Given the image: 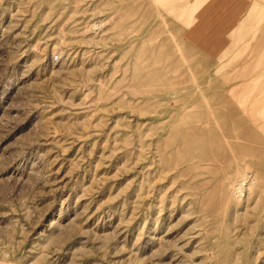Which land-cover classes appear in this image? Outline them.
I'll list each match as a JSON object with an SVG mask.
<instances>
[{
    "label": "rangeland",
    "instance_id": "374dc122",
    "mask_svg": "<svg viewBox=\"0 0 264 264\" xmlns=\"http://www.w3.org/2000/svg\"><path fill=\"white\" fill-rule=\"evenodd\" d=\"M176 27L0 0V264H264V51Z\"/></svg>",
    "mask_w": 264,
    "mask_h": 264
},
{
    "label": "crops",
    "instance_id": "0c3cea01",
    "mask_svg": "<svg viewBox=\"0 0 264 264\" xmlns=\"http://www.w3.org/2000/svg\"><path fill=\"white\" fill-rule=\"evenodd\" d=\"M154 2L164 20L171 19L184 30L183 35H199V41L207 46V51L218 52L213 53L219 54L215 57L225 58L228 52L240 51L246 53L247 58L256 59L258 53L264 51V0Z\"/></svg>",
    "mask_w": 264,
    "mask_h": 264
},
{
    "label": "bare ground",
    "instance_id": "6f19581e",
    "mask_svg": "<svg viewBox=\"0 0 264 264\" xmlns=\"http://www.w3.org/2000/svg\"><path fill=\"white\" fill-rule=\"evenodd\" d=\"M97 26L98 25H96V27ZM253 183H254V181L252 179V174H250L249 172H243V173L241 172L240 178L238 179L237 183L235 184V191L241 197L246 196V193L250 190V187L252 186Z\"/></svg>",
    "mask_w": 264,
    "mask_h": 264
}]
</instances>
